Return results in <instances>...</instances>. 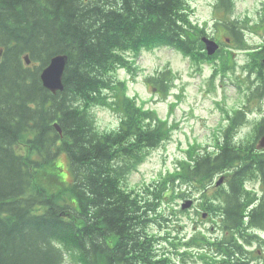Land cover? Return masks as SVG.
<instances>
[{"label": "trees", "instance_id": "16d2710c", "mask_svg": "<svg viewBox=\"0 0 264 264\" xmlns=\"http://www.w3.org/2000/svg\"><path fill=\"white\" fill-rule=\"evenodd\" d=\"M262 5L253 19L235 16L236 0H216V35L240 49L252 46L247 31L264 42ZM193 15L190 0H0V264H264V119L242 134L238 113L214 136L213 149L189 144V167H174L183 177L128 183L174 128L131 97L115 69L133 72L139 55L162 48L198 64L219 57L224 75L234 69V53L207 56L208 23L196 24ZM59 54L68 56L65 89L52 94L40 74ZM263 55L249 61L258 65L256 88L255 71L238 77L251 89H264L255 58ZM172 79L162 71L148 82L167 94ZM99 107L120 116L116 128L98 126ZM221 171L226 184L213 188ZM195 196L207 212L206 230L219 236L199 231L185 239L188 248L180 241L171 249L164 206L184 214L174 210L178 199Z\"/></svg>", "mask_w": 264, "mask_h": 264}, {"label": "rangeland", "instance_id": "374dc122", "mask_svg": "<svg viewBox=\"0 0 264 264\" xmlns=\"http://www.w3.org/2000/svg\"><path fill=\"white\" fill-rule=\"evenodd\" d=\"M216 0H191V4L194 10V21L200 25L208 23V33L213 34V4ZM264 0H236V16L244 17L249 16L253 19L261 16ZM196 23V24H197ZM245 38H248L251 47L244 48L235 55L236 65L238 68L235 71V75L231 76V79L224 80L218 77L214 81V89L208 90V84L210 80V72L212 69L211 64H205L201 74L195 72V67L192 62L185 60L183 55L175 52L174 50L162 48L153 52H143L137 57L136 67L138 73L131 75L126 69H116L115 77L126 82L127 91L130 96L136 97L145 103L146 108L157 110L158 114L168 119V102L178 100V109H188L189 107L195 108L193 116H201L199 120H193L187 115L179 114L184 125H187L184 130L188 136H192V133H196L201 138L200 145L202 148L211 147L210 127L214 125V128H218L216 123L223 120V112L226 108H229L228 113L231 114L235 111V108H241L247 101V92L240 91L236 86V77L240 76L241 69L240 65L247 63L251 60L249 54L245 53L249 49L255 48L256 44H260L262 38L259 35H253L247 33ZM256 60L259 56L255 57ZM218 59H220L218 57ZM68 65V64H67ZM121 66V65H120ZM247 66V65H246ZM173 67L176 70L178 77L176 92H179L181 99L171 94L169 98L167 94L155 93V89L149 87L146 84L148 77L158 74L160 71ZM123 68V66H121ZM255 86V80H254ZM250 86V83H249ZM183 89V91H181ZM216 98L219 101L221 109L218 104L214 102ZM264 114V109L262 111ZM96 120L98 126L103 130H109L116 128L120 122V116L109 110L107 107H99L95 110ZM218 120V121H217ZM254 122H244L241 125L245 126L243 133L249 129ZM193 126V128H191ZM204 136V137H203ZM183 138V135H179L178 131L175 133V139L169 141L168 144V156L171 160L166 158L163 152V147L152 151L151 156L148 157L147 161L140 166L139 171L132 172L129 176L128 183L130 186L143 185L144 183H152L153 180L166 181L168 180V174L175 178L183 177L184 175L176 171L174 163L185 168L190 165V161L187 160L185 150L188 149L189 143L178 144L179 138ZM184 148V149H183ZM65 164V170L67 171V179L71 178V174L68 171V162L65 158H61ZM124 163L131 164L133 161L122 159ZM169 168L171 170H168ZM223 173L222 181L217 184L218 187H223L226 182V172ZM216 175V180L219 179L220 174ZM165 212L169 214V224L163 231L164 243L167 247L173 249L176 243L184 241L196 232L204 230L195 222L192 217L191 209L183 211L184 214L172 213V208L168 207L167 204L164 206ZM175 212L180 209H174ZM168 234H171L170 238L165 239ZM191 254L196 255V251H191Z\"/></svg>", "mask_w": 264, "mask_h": 264}, {"label": "water", "instance_id": "95a60500", "mask_svg": "<svg viewBox=\"0 0 264 264\" xmlns=\"http://www.w3.org/2000/svg\"><path fill=\"white\" fill-rule=\"evenodd\" d=\"M202 41L205 44L206 52L209 56L214 55L218 51L219 44L215 40H212L208 37H203ZM25 61L28 65L31 64V61L28 56H25ZM67 64V55H56L50 60L48 68L44 71L42 75L45 87L54 94L63 89V75L67 68ZM56 130L59 134H62V130L59 125H56ZM259 146L261 148H264V137L261 139ZM221 181L222 179L218 181V184ZM189 205V203L185 204V207H188Z\"/></svg>", "mask_w": 264, "mask_h": 264}, {"label": "bare ground", "instance_id": "6f19581e", "mask_svg": "<svg viewBox=\"0 0 264 264\" xmlns=\"http://www.w3.org/2000/svg\"><path fill=\"white\" fill-rule=\"evenodd\" d=\"M125 52H126V51H125ZM125 52H123V53H125ZM47 68H48V65L42 69L41 74H40V79H41L42 85H43V87H44L45 89H47V88L45 87V84H44V81H43L42 75H43L44 71H45ZM65 72H66V70H65ZM65 72H64V75H65ZM64 75H63V89L60 90V91H58L57 93H61V92H63L64 89H65ZM47 90H48V89H47ZM48 91H49V90H48ZM57 93H56V94H57ZM56 125H59V124L56 123V124L54 125L55 128H56ZM59 126H60V125H59Z\"/></svg>", "mask_w": 264, "mask_h": 264}, {"label": "flooded vegetation", "instance_id": "af4514ba", "mask_svg": "<svg viewBox=\"0 0 264 264\" xmlns=\"http://www.w3.org/2000/svg\"><path fill=\"white\" fill-rule=\"evenodd\" d=\"M219 42H220V40L219 39H217ZM261 47H259L258 49H254V50H252V51H247V52H245V53H259L260 52V49ZM230 53H231V51H229ZM246 69H248V68H246Z\"/></svg>", "mask_w": 264, "mask_h": 264}]
</instances>
